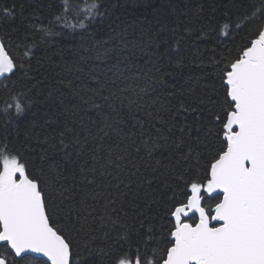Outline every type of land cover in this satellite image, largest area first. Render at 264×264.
<instances>
[{
  "label": "trees",
  "instance_id": "16d2710c",
  "mask_svg": "<svg viewBox=\"0 0 264 264\" xmlns=\"http://www.w3.org/2000/svg\"><path fill=\"white\" fill-rule=\"evenodd\" d=\"M72 2L83 8L89 0ZM64 3L0 0V6L14 5L16 11L13 19L0 20V36L5 44L10 36V51L24 64L0 80V147L7 144L23 155L59 218H71L77 240L105 247L103 233L116 236L108 217L131 225L133 238L145 231L155 200L168 194L164 177L184 163V149L176 150L173 140L183 135L187 143L191 126L195 143L196 117L202 122L208 115L209 106L199 104L197 96L213 93L209 58L227 53L231 37H221L215 52L212 41L198 37H215L212 29L224 22L251 17L236 36L240 42L264 23V0H99L101 15L84 27L53 23L52 35L40 31L62 14ZM29 47L33 55L24 57ZM10 91L32 101L20 116L14 108L4 110ZM182 104L197 111L184 112ZM141 131L144 139L168 136L167 142L157 140L168 146L149 156ZM106 201L115 203L106 206Z\"/></svg>",
  "mask_w": 264,
  "mask_h": 264
},
{
  "label": "snow or ice",
  "instance_id": "6c2138e0",
  "mask_svg": "<svg viewBox=\"0 0 264 264\" xmlns=\"http://www.w3.org/2000/svg\"><path fill=\"white\" fill-rule=\"evenodd\" d=\"M99 8V0H89L83 8L65 0L62 14L40 31L52 35L53 23L82 28L101 15ZM15 15L14 5L0 6V20L9 21ZM250 19L226 21L212 29L215 37L209 33L198 37L212 41L213 52L224 42L221 37L231 40L227 53L222 50L209 58L215 83L211 95L197 96V102L209 109L202 122L196 117L195 143L191 126L187 143L183 135L173 140L176 150L184 149L180 152L184 163L164 177L168 194L155 200L150 222L143 233L136 231L135 238L131 225L108 217L116 236L104 232L105 247L77 240L71 218H59L23 155L7 144L0 147V264H264V23L236 41ZM11 46L10 36L8 44L0 36V77L24 67L23 62L17 64ZM32 55V47L23 52L24 57ZM194 55L199 58L200 54ZM181 63L182 58L177 59V66ZM187 91L196 96L194 90ZM31 103L26 93L10 91L3 106L6 113L14 108L20 116ZM180 107L184 112L197 111ZM105 127L111 125L105 121ZM179 131L183 134L185 126ZM140 135L149 156L168 146L157 143L158 139L167 142L168 136L144 139L143 131ZM109 203L115 201H106V206ZM140 226L145 227L143 221Z\"/></svg>",
  "mask_w": 264,
  "mask_h": 264
},
{
  "label": "water",
  "instance_id": "95a60500",
  "mask_svg": "<svg viewBox=\"0 0 264 264\" xmlns=\"http://www.w3.org/2000/svg\"><path fill=\"white\" fill-rule=\"evenodd\" d=\"M3 77H0V80L2 79Z\"/></svg>",
  "mask_w": 264,
  "mask_h": 264
}]
</instances>
